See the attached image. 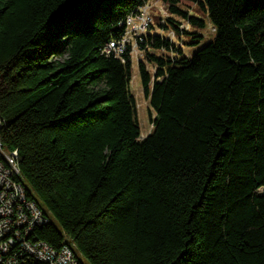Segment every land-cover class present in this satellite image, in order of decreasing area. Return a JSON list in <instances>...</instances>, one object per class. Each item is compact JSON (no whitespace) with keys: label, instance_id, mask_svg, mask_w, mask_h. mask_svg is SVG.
I'll use <instances>...</instances> for the list:
<instances>
[{"label":"trees","instance_id":"1","mask_svg":"<svg viewBox=\"0 0 264 264\" xmlns=\"http://www.w3.org/2000/svg\"><path fill=\"white\" fill-rule=\"evenodd\" d=\"M146 1L0 0V139L36 234L80 264H264V0H164L187 45L216 33L175 59L149 33L142 138L130 57L103 48Z\"/></svg>","mask_w":264,"mask_h":264},{"label":"built area","instance_id":"2","mask_svg":"<svg viewBox=\"0 0 264 264\" xmlns=\"http://www.w3.org/2000/svg\"><path fill=\"white\" fill-rule=\"evenodd\" d=\"M151 22L150 5L129 16L124 33L108 42L103 53L132 61L143 60L141 43ZM4 121L0 118V129ZM19 153L7 149L0 139V264H80L74 243L56 248L41 240L36 229L50 222V216L31 199L21 182Z\"/></svg>","mask_w":264,"mask_h":264},{"label":"rangeland","instance_id":"3","mask_svg":"<svg viewBox=\"0 0 264 264\" xmlns=\"http://www.w3.org/2000/svg\"><path fill=\"white\" fill-rule=\"evenodd\" d=\"M154 1V0H153ZM191 3L185 2V4H183V7L185 9H192L191 7L193 5H190ZM152 16L154 18V25L158 24V13H160L159 15H163L161 11H156V9L152 10ZM210 24L207 23V26L205 29H201L199 30L200 33L203 34L202 38H197V40L199 41L194 47L193 46H188V52L190 55L192 53H194V51H196L197 49H199L201 46L205 45L206 43H208L209 41L213 40L214 38V34L212 32L209 31V26ZM196 30V29H195ZM184 39L186 40L185 42H190L193 41L192 37L190 35L185 34L184 35ZM136 63V62H134ZM133 74L134 77H132V91L134 92L135 96H136V100L138 102V113H139V117H140V124H141V132H142V137L147 136L151 129H152V122L149 119L148 116V107H149V101L148 99L144 96L143 94V90H142V86L139 80V75H138V68L134 67L133 68ZM153 117H154V113H152Z\"/></svg>","mask_w":264,"mask_h":264},{"label":"clouds","instance_id":"4","mask_svg":"<svg viewBox=\"0 0 264 264\" xmlns=\"http://www.w3.org/2000/svg\"><path fill=\"white\" fill-rule=\"evenodd\" d=\"M137 14V13H136ZM129 17V16H128ZM127 17V18H128ZM160 38H162V37H160ZM162 39H164V38H162ZM166 40H168V39H166ZM144 48L145 49H150L151 50V48L149 47V45L148 44H144ZM104 49V48H103ZM154 52V51H153ZM107 55V54H106ZM126 55H128V54H126ZM147 55V54H146ZM130 57V56H129ZM116 58H119V59H121L122 61H125V56H124V58L122 59V58H120V57H116ZM130 62H131V66H132V77H134V74H133V68L134 67H136V68H138V75H139V80H140V72H139V70H140V64L141 63H144V64H146L145 63V61L144 60H139L138 61V63H134V61H132V59H131V57H130ZM146 67H147V69L148 70H150V72L152 73V75L154 76L155 75V72H156V70H155V67L153 66V65H151V66H149L148 64H146ZM152 82H154V77L152 78ZM131 82H133V81H131ZM140 82H141V80H140ZM142 85V84H141ZM142 89H143V87H142ZM153 126V125H152ZM141 137H142V135H141ZM144 137H146V136H144ZM143 138V137H142Z\"/></svg>","mask_w":264,"mask_h":264}]
</instances>
